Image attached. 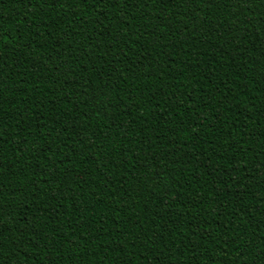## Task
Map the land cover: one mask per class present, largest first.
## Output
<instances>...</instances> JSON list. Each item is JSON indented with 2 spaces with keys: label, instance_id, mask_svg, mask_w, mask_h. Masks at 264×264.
<instances>
[{
  "label": "trees",
  "instance_id": "trees-1",
  "mask_svg": "<svg viewBox=\"0 0 264 264\" xmlns=\"http://www.w3.org/2000/svg\"><path fill=\"white\" fill-rule=\"evenodd\" d=\"M264 0H0V264H264Z\"/></svg>",
  "mask_w": 264,
  "mask_h": 264
},
{
  "label": "snow or ice",
  "instance_id": "snow-or-ice-1",
  "mask_svg": "<svg viewBox=\"0 0 264 264\" xmlns=\"http://www.w3.org/2000/svg\"><path fill=\"white\" fill-rule=\"evenodd\" d=\"M252 0H236V5L239 7L241 3H251ZM262 16H264V13H261Z\"/></svg>",
  "mask_w": 264,
  "mask_h": 264
}]
</instances>
